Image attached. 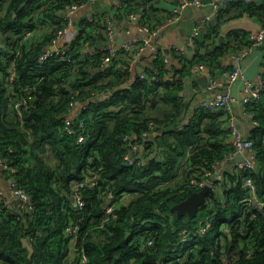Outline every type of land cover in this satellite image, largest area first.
<instances>
[{"label":"trees","instance_id":"obj_1","mask_svg":"<svg viewBox=\"0 0 264 264\" xmlns=\"http://www.w3.org/2000/svg\"><path fill=\"white\" fill-rule=\"evenodd\" d=\"M83 1L88 0H6L0 6V156L12 166L9 175L34 200L31 209L17 208L6 198L0 201V264H77L82 249L88 264H225L224 258L233 254L236 257L228 264H264V203L243 206L240 201L248 190L236 175L228 174L223 194L209 195L201 207L207 214L179 216L175 209L199 190L188 183L189 178L225 159L232 149L223 110L200 107L183 122L189 111L180 94L183 78L200 63L214 73L221 52L239 53L254 46L250 32L234 30L213 50L208 46L203 51L197 38L194 57L177 54L180 67H169L157 56L146 73L158 80L149 82L133 75L130 52L121 51L118 59L104 64L105 52L86 51L85 42L96 45L106 37L101 17L84 18L75 37L64 44L71 46L67 54L38 61L58 30L66 27L63 8ZM120 2L118 14L141 13V23L149 26L164 23L171 14L162 13L159 0ZM231 4L239 11L227 18L249 13L264 24V2L232 0L219 13ZM94 29L99 33L95 35ZM27 30L34 33L24 40ZM124 82L129 86L105 100H92ZM21 99L27 103L18 110L14 104ZM72 100L91 105L74 123L77 128L84 117L90 130L83 143L64 129ZM246 110L258 121L250 136L258 163L247 173L264 200V89ZM147 129L153 136L142 150L145 164L126 165L124 137H140ZM89 178L97 184L79 189L85 200L80 209L73 197L75 187ZM137 190L141 193L101 224L108 200L112 203ZM203 217H208L210 228L200 233ZM73 221L81 224L79 252L68 261L66 228ZM184 229L189 234L183 242ZM24 237L34 247L32 255Z\"/></svg>","mask_w":264,"mask_h":264},{"label":"built area","instance_id":"obj_2","mask_svg":"<svg viewBox=\"0 0 264 264\" xmlns=\"http://www.w3.org/2000/svg\"><path fill=\"white\" fill-rule=\"evenodd\" d=\"M6 0H0V6L5 2ZM96 0H88L83 1L79 3H72L67 4L63 10L61 11V14L63 18L67 21L66 27L61 28L58 30L56 37L53 39L52 45H56L57 49L53 50L51 46L47 47L42 53H40L38 57V61L44 62L48 56L59 53V54H67V51L70 49V45H64L61 46L59 44V40L61 36H63L67 31H69V28L72 25V14L75 13L79 8L85 6L86 4L93 3ZM232 0H213L212 5L214 6L215 10L219 12L221 9L225 8ZM250 1V0H246ZM197 4V5H203L204 2L201 0H181V2L177 5V7L174 9V11L169 15L167 20L164 23L156 24V25H145L141 23V13H131L129 14V17L137 22V24L143 28L147 32V36L144 38H138L133 40H127L122 43H115L114 42V29L112 27H108L107 36L108 39L100 44V45H90V42L87 41L84 44V48L86 51L96 54L100 51L105 52V56L103 57V63L108 64L115 58H119L121 51H127L130 52L131 57L128 61V66L130 70H134L135 66L137 65L138 58L141 56V54L147 49L148 46L151 44V38L152 36L160 33L163 28L169 24V23H175L178 20L181 19V16L183 14V11L185 8L189 7L190 5ZM121 2L119 1L116 6L115 10L121 9ZM97 16L95 14L89 15L87 18L89 20H94ZM204 26V23L201 25H197L194 30V34H196L200 28ZM34 33V30H27L24 32V40L31 37ZM264 37V29L261 30L258 34L250 33V39L253 41V45H259ZM195 38L192 37V41L194 42ZM2 44L1 38H0V46ZM252 46V47H254ZM251 47V48H252ZM249 48V49H251ZM249 49L241 50L239 53L235 54L236 60L239 62V60L247 53ZM153 52H157L159 50H156L155 48L152 49ZM157 55L155 56V58ZM203 69L205 68V65L203 63L196 64L192 69ZM264 72V68H263ZM263 72L259 76V79L257 82H253L248 80L246 82L245 91L246 96L244 97V103L245 105L251 102H255L259 100L261 96V92L264 89V79H263ZM141 77L148 78L149 82H152L153 80H158V77L156 75L149 76L146 71L139 74ZM242 75V69L240 65L236 64L233 69L229 72V86L223 90L222 92L218 93L213 99L203 101L202 103L198 104L197 109L200 107H205L213 110H223L227 115L225 119V126L228 130V144L231 146V151L227 154L226 158L217 161L211 165L210 168L203 170L201 173L197 172L196 175H192L189 178L188 183L199 190L210 186L213 189V192H220L221 194L225 191V186L228 184L229 177L235 176L237 177V180L241 182L242 187L246 188L247 195H245L240 203L245 206L246 208L250 207L251 205H262L264 203L263 198L258 196V188L255 180L253 177L248 174L247 172L251 173L257 167L258 163V152L254 147V141L251 137H245L237 127V124L235 122V115L233 112V104L235 97L232 93V90L230 88L231 84L238 80ZM209 78L211 80V83L209 85L210 88H214L216 86V80L214 78V75L212 72L209 74ZM27 103L26 99L16 100L14 107L18 110L20 107L25 106ZM77 104H82V109L77 115H72L74 108L77 106ZM90 104L88 102H78V100H72L70 102L67 116L65 117V126L64 129L69 134H77V142H85L89 138V132L88 128H86V123L84 117H82L79 120L78 127L76 128L74 123L76 122L77 117H79L82 113L83 116L86 112L90 110ZM196 109V110H197ZM195 110L190 112V115L186 117V122H188L189 119L194 116ZM248 115H250L253 118V113L248 112ZM254 124H257V120H254ZM153 122H151V126ZM153 132L150 129H147L145 131H142L141 136H133V135H126L124 137L126 143H127V152L124 156V162L126 165H138L143 166L145 164V158L143 157L142 150L144 148V145L147 141H149L152 138ZM156 134V133H155ZM243 155V159L237 160V156ZM231 160V164L227 165V161ZM0 164L3 165L5 168L10 169L12 166L0 156ZM227 166V167H226ZM235 181L233 185L237 184L238 181ZM97 184V181L93 180L92 178H89L87 182L82 181L76 184L75 192L73 194V197L76 199V202L78 203V207L82 209L85 205V200L83 199V195L81 194V191L79 190L81 187L84 186H90L93 187ZM141 190L132 191V192H125L122 195L118 196L115 201L111 203V200L107 202L106 205L103 206V211L105 214V217L102 219L101 224H105L108 218L114 214V211L118 206H121L122 204H125L129 202L135 195L140 194ZM220 194V196H222ZM3 196L0 194V201L3 200ZM13 198H18L21 200L20 205L23 209H31L34 206V200L32 197V194L25 188L21 187L19 182L11 178L10 181V198L7 199L5 202H12ZM227 201V197H225V202ZM208 202V198L206 203ZM205 203V204H206ZM15 206V205H14ZM16 207V206H15ZM18 208V207H17ZM199 232L205 233L210 228V221L208 220V217L201 218L199 222ZM67 236L69 238V251L67 255L68 261H73L76 258V255H78L79 252V239H80V230H81V224L80 222L73 221L70 223V225L67 226ZM188 234L189 231L183 230V237L181 241H188ZM148 244H153V240L151 238L148 239ZM236 257V254L230 255L228 257L224 258L225 264H228L231 258ZM89 258L87 254L82 249L81 254L79 255L78 263L77 264H88Z\"/></svg>","mask_w":264,"mask_h":264},{"label":"crops","instance_id":"obj_3","mask_svg":"<svg viewBox=\"0 0 264 264\" xmlns=\"http://www.w3.org/2000/svg\"><path fill=\"white\" fill-rule=\"evenodd\" d=\"M119 1L96 0L93 3L79 8L72 14V25L69 31L61 36L59 44L62 46L70 42L75 37L81 21L91 14H95L98 18L101 17L105 22L103 25V33L106 39L100 44L108 39L107 29L109 26L114 29L115 43L146 37L147 32L135 20L129 16L121 15L122 13L118 14L115 6ZM201 1L204 2L203 5L193 4L185 8L180 20L167 24L160 33L152 36L150 46L138 58L137 65L133 70L134 76L152 67L156 55L164 58L168 62L169 67H180L182 63L177 57V54H183L188 58L194 57L197 51V38L200 41V48L203 51L208 46L213 50V47L217 48L226 42L230 33L234 30H245L258 34L264 29V24L261 19L249 13H244L231 19L227 18L239 11L236 4H231L219 13L212 5L213 0ZM256 1L264 2V0ZM180 2L181 0H159L158 6L161 8L163 14L165 12L172 13ZM219 18L222 20L220 23ZM202 23H204V26L194 34L195 27ZM99 31V29H94V34L96 35ZM193 36L195 38L194 42L192 41ZM221 36H224V39H221ZM100 44L97 43L96 45ZM153 48L159 51L153 52ZM221 53L218 57L220 67L214 73L207 66L203 69L195 68L190 70V73L183 78V89L180 94L186 103H188V114L190 115V112L197 109L198 104L213 99L218 93L225 90L229 86V72L236 64L240 65L242 75L230 86L235 97L233 112L237 127L243 136L250 137L255 124L252 117L248 115L243 100L246 96V82L248 80L257 82L263 72L264 37L262 42L249 49L239 62L235 58V51ZM210 72L213 73L216 80V86L214 88L209 87L211 83L209 78ZM102 94L94 97L92 100H105V98L101 97ZM81 109L82 104H77L71 114L75 116ZM185 120L186 118L183 122H186ZM8 170L0 164V194L6 199L10 198V180L12 178Z\"/></svg>","mask_w":264,"mask_h":264},{"label":"water","instance_id":"obj_4","mask_svg":"<svg viewBox=\"0 0 264 264\" xmlns=\"http://www.w3.org/2000/svg\"><path fill=\"white\" fill-rule=\"evenodd\" d=\"M221 39H224V36H221ZM51 48L53 50H56L57 46L56 45H52ZM139 70H141V69H139ZM128 86H129V83L128 82H124L120 86H117V87L113 88L111 91H108V92L102 94L101 97L106 99V98L110 97V95H112L116 90L122 89V88H125V87H128ZM236 159L237 160L243 159V155L237 156ZM231 162H232L231 160H228L227 161V165H230ZM212 193H213V189L210 186H206V187H204V188H202L200 190L194 191L187 198H185L184 200H182L181 202H179L178 204L175 205V209L177 210L178 215L182 216L185 213H188L191 216H196L198 214L199 209L203 205H205V203L207 201V198ZM12 202H13V204L16 207H18L20 209H23L22 206L20 205V203H21L20 199L13 198ZM22 241H23L24 245L27 246V248L29 249V255H32L34 253L33 245L30 243V241L28 240L27 237H24L22 239Z\"/></svg>","mask_w":264,"mask_h":264},{"label":"rangeland","instance_id":"obj_5","mask_svg":"<svg viewBox=\"0 0 264 264\" xmlns=\"http://www.w3.org/2000/svg\"><path fill=\"white\" fill-rule=\"evenodd\" d=\"M87 17H88V16H87ZM87 17H86V18H87ZM205 214H207V211L204 210V208H200L199 211H198V215H205Z\"/></svg>","mask_w":264,"mask_h":264}]
</instances>
